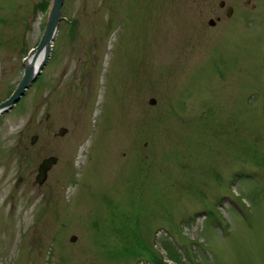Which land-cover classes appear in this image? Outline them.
<instances>
[{
    "label": "rangeland",
    "instance_id": "374dc122",
    "mask_svg": "<svg viewBox=\"0 0 264 264\" xmlns=\"http://www.w3.org/2000/svg\"><path fill=\"white\" fill-rule=\"evenodd\" d=\"M50 1L0 0V102ZM61 16L0 114V264H264V0H64Z\"/></svg>",
    "mask_w": 264,
    "mask_h": 264
},
{
    "label": "water",
    "instance_id": "95a60500",
    "mask_svg": "<svg viewBox=\"0 0 264 264\" xmlns=\"http://www.w3.org/2000/svg\"><path fill=\"white\" fill-rule=\"evenodd\" d=\"M64 0H52L50 11L47 17V21L37 45L29 51L27 56L23 60V72L20 80L18 81L15 89L8 98L0 102V114L6 112L15 105L21 96L25 93V90L37 79L43 67L48 62L53 47V41L58 32L59 22L62 19L61 10ZM224 1H220L219 6L223 7ZM232 7L228 6L226 9V16L232 14ZM210 25H214L215 21L210 19L208 21ZM150 103H155L154 99H150ZM67 132V128L60 127L58 130L59 135H64ZM37 139V135L31 137V143H34ZM56 156H49L43 158L37 167L35 175V181L39 184L43 183L46 178L48 171L51 167L57 163ZM75 236L71 237L74 240Z\"/></svg>",
    "mask_w": 264,
    "mask_h": 264
}]
</instances>
